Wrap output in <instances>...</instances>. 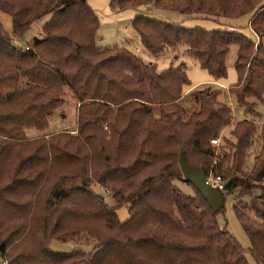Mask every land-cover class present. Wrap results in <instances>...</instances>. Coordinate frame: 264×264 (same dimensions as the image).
I'll use <instances>...</instances> for the list:
<instances>
[{"label": "trees", "instance_id": "16d2710c", "mask_svg": "<svg viewBox=\"0 0 264 264\" xmlns=\"http://www.w3.org/2000/svg\"><path fill=\"white\" fill-rule=\"evenodd\" d=\"M148 4L184 16L252 15L258 42L234 30L182 28L146 15L131 26L144 52L161 57L184 46L216 80L227 78L228 53L238 46L237 82L228 93L245 115L260 117L264 0L115 5ZM0 12L13 27L10 33L0 21V264H251L218 223L224 208L215 213L197 190L189 196L176 186L185 180L181 151L207 177L221 179L255 264H264V123L246 119L233 126V139L224 136L234 119L226 91L193 88L185 63L159 72L128 48L98 47L100 21L88 0H0ZM48 15L40 37L26 42ZM66 88L77 101V133L27 138V129L48 128ZM256 138L260 151L246 171ZM216 139L220 147L211 144ZM95 186L107 190L115 206ZM123 206L130 216L125 223L116 212ZM82 235L96 241L91 253L53 249Z\"/></svg>", "mask_w": 264, "mask_h": 264}, {"label": "rangeland", "instance_id": "374dc122", "mask_svg": "<svg viewBox=\"0 0 264 264\" xmlns=\"http://www.w3.org/2000/svg\"><path fill=\"white\" fill-rule=\"evenodd\" d=\"M117 0H88V5L97 14L100 21V27L97 34V45L100 48H111V47H124L135 52L139 55L145 64H156L158 71L162 72L171 66L177 67L181 63H185L186 71L191 84L194 88L202 85H210L214 88H221L226 91L227 102H229L233 109V123L232 126L224 130L223 135L233 139L230 131L237 123L243 120H252L254 117L244 114V109H239L235 103L233 97L228 93L230 86L237 82V73L234 67V63L237 59L238 46L234 45L230 48L227 56V68L228 76L226 79L216 80L212 78L206 71L200 69L194 59L189 57L184 51L186 47H180L177 51L171 50L161 57H154L142 50L139 36L133 30L131 23L132 20L138 15H146L152 19L161 20L171 24H176L182 28L188 29H203L207 31L216 30H234L242 33L254 42L259 41V37L252 31L249 26L251 14L244 16L239 19H226L223 16L219 17H207V16H184L174 11L160 9L154 6V4H148L137 8H125L119 9L115 5ZM50 19V15L44 17L42 20L36 22L32 29L26 36V42L31 38L40 37L42 34V27ZM0 21L8 32H12V19L7 14L0 12ZM264 44V38H263ZM139 46V47H137ZM138 49H140L138 51ZM188 90L186 89V92ZM64 106L58 110L55 115L50 119L49 126L45 131H39L35 128L26 130V136L29 139L49 136L51 134L69 131L73 132L77 129V101L73 95V92L66 88L64 92ZM241 111H239V110ZM261 114L257 119V123L261 126L264 123V105L261 103L257 104L256 108ZM77 132L75 131L74 134ZM220 140V139H219ZM212 144V142H211ZM216 147L221 146V140ZM260 141L258 138L255 139L254 145L248 151V157L246 159L245 170L249 171L253 167L255 156L260 151ZM218 152V150H217ZM176 186L186 195L196 196V189L186 180L176 181ZM95 193H103L106 198V203L109 206H115V202L109 196L107 190L95 186ZM235 199L232 197H225L224 210L217 214V220L222 229H225L244 249L246 258L251 264H255L251 254V242L244 231L241 223L239 222L233 204ZM128 206L119 208L116 212L122 223L129 220ZM97 243L95 240L89 238L86 235L74 242L69 244H62L55 242L53 243V249L58 252H72V251H83L85 253H91Z\"/></svg>", "mask_w": 264, "mask_h": 264}, {"label": "water", "instance_id": "95a60500", "mask_svg": "<svg viewBox=\"0 0 264 264\" xmlns=\"http://www.w3.org/2000/svg\"><path fill=\"white\" fill-rule=\"evenodd\" d=\"M15 47L16 45L13 44ZM10 94L7 95V98ZM184 179L192 184L207 201L213 212L217 213L224 208V194L218 188L208 184V177L203 168L189 164L185 160L184 152H180L179 159Z\"/></svg>", "mask_w": 264, "mask_h": 264}, {"label": "built area", "instance_id": "2783aa9c", "mask_svg": "<svg viewBox=\"0 0 264 264\" xmlns=\"http://www.w3.org/2000/svg\"><path fill=\"white\" fill-rule=\"evenodd\" d=\"M140 49H138L139 51ZM212 145H218L220 140L219 139H216V140H212ZM208 184L218 188L219 190H223L224 188V184L221 182V179L218 177V178H215V177H208Z\"/></svg>", "mask_w": 264, "mask_h": 264}, {"label": "crops", "instance_id": "0c3cea01", "mask_svg": "<svg viewBox=\"0 0 264 264\" xmlns=\"http://www.w3.org/2000/svg\"><path fill=\"white\" fill-rule=\"evenodd\" d=\"M137 47H139V46H137ZM140 48V47H139ZM194 88V87H193ZM191 91V89H189L186 93H189Z\"/></svg>", "mask_w": 264, "mask_h": 264}]
</instances>
